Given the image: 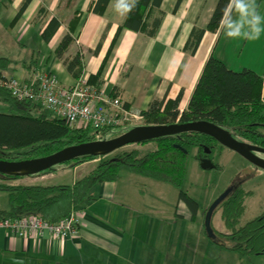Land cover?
<instances>
[{"label": "crops", "instance_id": "0c3cea01", "mask_svg": "<svg viewBox=\"0 0 264 264\" xmlns=\"http://www.w3.org/2000/svg\"><path fill=\"white\" fill-rule=\"evenodd\" d=\"M0 1V25L9 34L15 33L13 44L0 50V58L9 60L2 71L6 77L23 81L36 72L49 71L62 85H74L77 79L56 53L69 33L73 41L64 57L81 53L83 75L89 78L98 74L93 82L107 95L122 99L135 113L147 110L153 100H174L179 95L180 110L187 109L212 55L234 71L247 68L264 78V0H255L262 24L259 38L227 36L229 26L241 32L250 30V16L233 7L220 28L206 32L194 54L185 45L194 27L207 28L218 0H182L176 11L177 0H164L162 23L154 36L124 27L119 30L129 12L120 15L115 7L117 0H110L104 15L91 10L96 0H32L15 24L12 22L24 0ZM53 17L61 21V26L46 40L42 33ZM92 170L73 177L70 184ZM57 173L43 174L31 182L47 181ZM171 186L122 171L115 181L95 184L92 198L75 207L80 216L76 237L55 239L46 234L43 238H23L0 228V264H203L207 255L199 248L192 250L190 226L184 229L182 224L198 222L201 240L207 236L212 241L205 230V214L201 216L198 211L193 216L187 204L177 200L176 187ZM178 202L179 206L183 204L184 213H178ZM219 250L222 255L239 256L228 248ZM212 252L216 264L217 254ZM254 256L262 255L247 257Z\"/></svg>", "mask_w": 264, "mask_h": 264}, {"label": "trees", "instance_id": "16d2710c", "mask_svg": "<svg viewBox=\"0 0 264 264\" xmlns=\"http://www.w3.org/2000/svg\"><path fill=\"white\" fill-rule=\"evenodd\" d=\"M163 1L138 0L119 30L124 27L154 36L162 23ZM31 2L32 0H24L13 24L20 20ZM181 2L182 0H177L174 11L179 8ZM109 3L110 0H96L91 10L104 15ZM229 4L230 0H218L207 28H193L185 45L186 50L192 54L196 53L206 32L215 31L226 22L231 11H226ZM60 26L61 21L58 18H51L42 33L44 39L49 40ZM72 41L71 34H66L56 53L58 57L63 58L68 71L78 80L83 75L81 53L72 58L64 57ZM8 64V59L0 58V79L7 78L2 71ZM94 77L98 78L99 75L92 74L88 78V83L100 89L99 84L93 82ZM263 84L264 78L255 71L247 68L234 71L212 55L205 63L187 109L180 110L179 95L174 100H153L142 115L146 124L207 120L227 129L239 140L264 147ZM0 103L9 107L8 112L0 111L1 159L22 160L41 157L70 145L92 141L90 127H71L67 120L55 116L36 103L13 97L9 90L1 85ZM114 129L117 128L110 129V132ZM121 134L122 132H119V135ZM154 142L156 149L145 155H141L139 149H132L108 158H104L106 155H88L65 163L69 168H74L87 160L102 158L88 175L73 184H11L9 181L18 180L23 176L0 174V191L8 192L10 200L8 209L0 208V219L37 215L50 222H57L69 215L84 200L91 199V189L95 184L115 181L122 171H130L175 186L179 189V200L186 203L192 210V215L196 216L199 210L198 202L182 189L186 177L187 158L193 147L198 149L196 157L201 160L209 157L206 149L213 150L220 144L212 137L197 132L165 136L155 139ZM53 170L41 174H48ZM232 186L233 191L214 211L215 214L219 208L222 209V219L228 233H218L214 229L217 237L212 241L220 248L231 249L242 257L264 255V212L238 227L245 209L247 193L236 183ZM208 208L205 209V215Z\"/></svg>", "mask_w": 264, "mask_h": 264}, {"label": "rangeland", "instance_id": "374dc122", "mask_svg": "<svg viewBox=\"0 0 264 264\" xmlns=\"http://www.w3.org/2000/svg\"><path fill=\"white\" fill-rule=\"evenodd\" d=\"M260 26H262L261 22L259 27ZM13 37H15V33L9 34V32L3 29L1 24L0 50L8 49L10 47L9 43L13 44ZM0 111L8 112L9 107L4 103H0ZM143 124H146L144 118L141 120H136L133 125L131 123L130 127L125 126L109 132L105 139L113 138L115 135L119 136V132L123 133L137 125ZM262 132L264 133V129H262ZM90 138H92V141L97 140L92 134L90 135ZM132 149H139L141 155H145L146 153L156 149V143L154 141H150L147 143L130 144L112 152L111 154L106 155L104 158L112 157L125 150ZM197 153H199V151L196 147H193L189 152L186 164V177L182 189L198 202L199 215L203 216L205 209L208 208L224 191H226L234 183L240 185L247 193L244 202L245 209L240 217L238 227L245 225L247 222L253 220L264 212V169L254 165L236 151H233L222 145H218L209 153H207L209 156L208 159L212 161L215 167L205 169L202 167L201 161L196 157ZM101 160L102 158L87 160L86 162L81 163L82 166L76 170L69 168L67 164H58L54 166L53 170V173H58L55 176L49 177V180L32 183L31 181L36 177L43 176V174L35 173L29 176H24L22 179L20 178L18 184H70L73 177L87 174V172L95 168ZM9 183L15 184V181H9ZM176 191L178 200L179 189L176 188ZM179 203L180 202L177 204L178 213H184V206L183 204H181L182 206H179ZM9 207V193L6 191H0V208L8 209ZM221 213L222 209L219 208L212 218V226L218 233L227 234L228 230L222 219ZM182 226L184 229H187V227L189 228L190 226L192 250L199 248V252L207 255L205 256L207 258V262L206 258H204L203 264H214L212 255H210L211 249L214 250V252H212L213 254H217L214 257L215 261L217 262L216 264H264V255L254 256L252 258L247 256L242 258L240 254L239 256L237 254H233L235 257H233L231 254H229V256L222 255L223 253L220 252L221 250H219V247L214 244L207 236H205L206 240H201L199 230L200 226L198 222L192 223L188 221L187 223H183ZM220 227L222 230L218 231ZM205 241H208V246L206 245ZM200 260L201 259H199V261Z\"/></svg>", "mask_w": 264, "mask_h": 264}, {"label": "built area", "instance_id": "2783aa9c", "mask_svg": "<svg viewBox=\"0 0 264 264\" xmlns=\"http://www.w3.org/2000/svg\"><path fill=\"white\" fill-rule=\"evenodd\" d=\"M0 85L13 97L32 101L67 120L71 127H90L97 140L105 139L112 128L130 127L143 118L142 113L128 109L119 97L90 85L85 75L69 87L62 85L58 76L49 71L36 72L23 81L7 77L0 79ZM79 227L80 216L75 210L57 222L37 215L0 219V228L23 238H43L46 234L55 239L71 238L78 235Z\"/></svg>", "mask_w": 264, "mask_h": 264}, {"label": "water", "instance_id": "95a60500", "mask_svg": "<svg viewBox=\"0 0 264 264\" xmlns=\"http://www.w3.org/2000/svg\"><path fill=\"white\" fill-rule=\"evenodd\" d=\"M183 132H197L208 135L218 144L236 151L254 165L264 169V157L260 155L264 154V147L239 140L230 131L213 122L198 120L186 123L137 125L117 137L70 145L52 154L41 157L22 160H6L0 158V174L20 175L23 177L35 173L41 174L44 171L54 169V166L58 164H65L79 157L88 155L105 156L130 144L154 141L161 137L178 135ZM210 151V149H206L207 153ZM208 158L204 157L200 160L202 167L205 169L215 167ZM232 191L233 186H230L209 206L206 212L205 230L211 239H216L217 237L212 226L214 211Z\"/></svg>", "mask_w": 264, "mask_h": 264}, {"label": "clouds", "instance_id": "9594fccd", "mask_svg": "<svg viewBox=\"0 0 264 264\" xmlns=\"http://www.w3.org/2000/svg\"><path fill=\"white\" fill-rule=\"evenodd\" d=\"M137 2L138 0H117L115 7L120 15H125L136 6ZM233 7L242 15L250 16V19L247 21L250 30L241 32L239 29L232 30L229 26V30L226 33L227 36L236 37L243 35L247 39L259 38L261 17L255 11V0H230L226 11L231 10Z\"/></svg>", "mask_w": 264, "mask_h": 264}, {"label": "flooded vegetation", "instance_id": "af4514ba", "mask_svg": "<svg viewBox=\"0 0 264 264\" xmlns=\"http://www.w3.org/2000/svg\"><path fill=\"white\" fill-rule=\"evenodd\" d=\"M261 156H263V154H260Z\"/></svg>", "mask_w": 264, "mask_h": 264}]
</instances>
